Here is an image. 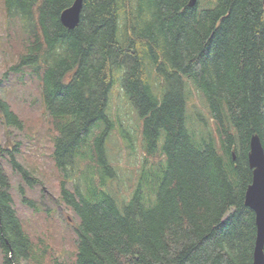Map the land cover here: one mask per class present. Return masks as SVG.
<instances>
[{"label": "trees", "instance_id": "trees-1", "mask_svg": "<svg viewBox=\"0 0 264 264\" xmlns=\"http://www.w3.org/2000/svg\"><path fill=\"white\" fill-rule=\"evenodd\" d=\"M190 1L82 0L68 28L59 15L73 0H4L0 49L12 62L0 72V124L32 136L46 126L65 217L34 209L22 185L14 207L2 159L28 188L41 180L19 147L1 148L0 264H252L243 198L251 135L264 148V5ZM114 71L143 152L117 190L105 151ZM11 85L35 97L7 96ZM28 209L44 236L29 229Z\"/></svg>", "mask_w": 264, "mask_h": 264}, {"label": "rangeland", "instance_id": "rangeland-1", "mask_svg": "<svg viewBox=\"0 0 264 264\" xmlns=\"http://www.w3.org/2000/svg\"><path fill=\"white\" fill-rule=\"evenodd\" d=\"M1 18L5 19L3 12ZM5 38V27L0 26V44L5 40ZM2 52L6 53L0 49V71L4 69V65L7 60V62H12V56L10 54H3ZM116 72L117 71H114L115 78L117 76ZM112 87L113 88L109 96L110 104L108 108L110 115L115 117V122L111 127L108 137L105 141V151L109 160L114 163L113 168L116 174L120 176V180L114 181L112 183L113 186H111L112 189L117 190L121 184L126 183L125 181L123 183L122 176L125 178V180L129 179V182L134 178V172H132V169L137 167V164L142 158L143 152L141 151L139 145L140 120L138 115L134 108L127 101V97H125L121 88H119L120 86L117 78L115 79ZM11 89L12 93H8L7 95L9 97L12 94H16L20 96V99H27L28 101L35 97V91L30 87L27 89L31 90L25 91L22 88H16L11 85ZM193 102L198 103L199 98L194 96ZM26 104L27 103H25V106ZM25 106L24 110L26 109V111L24 112L28 113L30 108ZM32 113H34V111ZM30 129H32V127L28 128L29 131ZM26 131L27 129L23 128L20 130L11 129V131L7 132V130L4 129V127L0 124V155L1 148L11 149L13 146L19 147L21 153L17 155L18 161L27 169L32 171L33 175L39 177L41 180V183L35 185L32 188H28V186L24 184L19 176H17L15 173H12L9 165H7L4 159H2L3 162H1V164H4L3 166L5 172L9 177L11 192L16 197V200L13 197L14 207L17 209L19 206L18 201L21 200V197H19L21 196V191L17 185H22L23 188L26 189V199L32 201L34 209L41 206L42 210H51L52 212L55 211V214L58 218H63L65 217V212L63 211L61 204L58 203L57 199L58 180L52 173L53 164L52 160L48 156L51 140L49 135L46 133V126H40L38 136L30 135V132L32 134V131L27 132L26 134ZM128 146L132 147L129 149ZM127 149L129 152H127ZM41 189L43 191H41ZM23 214L24 215L22 216H24L28 221V227L32 233L36 232L42 236L46 234L47 225L38 214L34 213L31 209L23 212ZM66 240L67 241L63 243V245H65V249H68L72 242L69 238ZM65 254H68L66 250ZM22 264L31 263L25 261L22 262Z\"/></svg>", "mask_w": 264, "mask_h": 264}, {"label": "water", "instance_id": "water-1", "mask_svg": "<svg viewBox=\"0 0 264 264\" xmlns=\"http://www.w3.org/2000/svg\"><path fill=\"white\" fill-rule=\"evenodd\" d=\"M264 5V0H262ZM193 4V0L190 1ZM82 7V0H73L72 4L60 13L61 23L74 27ZM247 161L252 169L251 182L244 192V204L254 213L255 239L252 264H264V148L258 135L253 134L249 139Z\"/></svg>", "mask_w": 264, "mask_h": 264}, {"label": "flooded vegetation", "instance_id": "flooded-vegetation-1", "mask_svg": "<svg viewBox=\"0 0 264 264\" xmlns=\"http://www.w3.org/2000/svg\"><path fill=\"white\" fill-rule=\"evenodd\" d=\"M0 6H1L0 18H1L2 12H3L4 16H5V12H4V8H3L4 7V0H0ZM0 22H1L0 23V26L7 27L9 25V20L6 18V16H5V19L4 18H1ZM3 70H1L0 72H3Z\"/></svg>", "mask_w": 264, "mask_h": 264}, {"label": "bare ground", "instance_id": "bare-ground-1", "mask_svg": "<svg viewBox=\"0 0 264 264\" xmlns=\"http://www.w3.org/2000/svg\"><path fill=\"white\" fill-rule=\"evenodd\" d=\"M72 4V3H71ZM80 18V17H79ZM59 19H60V15H59ZM79 21V20H78ZM78 23V22H77ZM251 171H252V169H251ZM252 178V177H251ZM254 248V247H253ZM263 251H264V249H263Z\"/></svg>", "mask_w": 264, "mask_h": 264}]
</instances>
